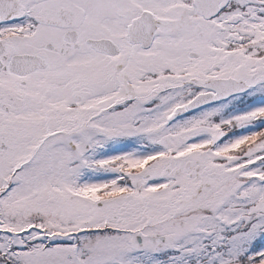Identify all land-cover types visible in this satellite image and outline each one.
Returning a JSON list of instances; mask_svg holds the SVG:
<instances>
[{"label": "snow or ice", "instance_id": "obj_1", "mask_svg": "<svg viewBox=\"0 0 264 264\" xmlns=\"http://www.w3.org/2000/svg\"><path fill=\"white\" fill-rule=\"evenodd\" d=\"M0 264H264V0H0Z\"/></svg>", "mask_w": 264, "mask_h": 264}]
</instances>
